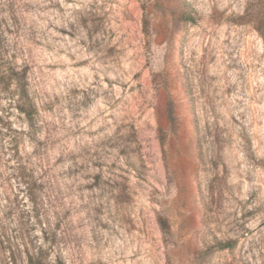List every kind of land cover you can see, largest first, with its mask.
<instances>
[{
  "label": "rangeland",
  "instance_id": "1",
  "mask_svg": "<svg viewBox=\"0 0 264 264\" xmlns=\"http://www.w3.org/2000/svg\"><path fill=\"white\" fill-rule=\"evenodd\" d=\"M0 264H264V0H0Z\"/></svg>",
  "mask_w": 264,
  "mask_h": 264
}]
</instances>
